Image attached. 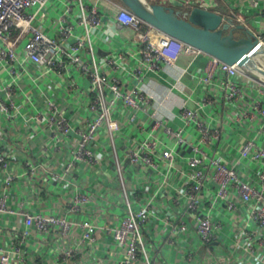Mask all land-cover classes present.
Instances as JSON below:
<instances>
[{
  "label": "built area",
  "instance_id": "built-area-1",
  "mask_svg": "<svg viewBox=\"0 0 264 264\" xmlns=\"http://www.w3.org/2000/svg\"><path fill=\"white\" fill-rule=\"evenodd\" d=\"M50 1L0 0V62L11 73V81L0 87V111L9 120L22 115L15 96L18 79L22 71H26V60L43 68L45 73L70 79L69 88L74 93L79 88L74 77L76 72L79 73L90 84L89 101L86 104L88 115L81 127H74L69 112L55 100H49L47 112H34L27 120L45 123L53 129L55 150L65 151L68 156L67 173L79 163H87L94 168L101 165L99 150L102 143L99 142V134L106 127L111 135L117 181L123 188L125 214L117 226L97 224L96 218L105 212L104 205L94 193L76 195L72 202L62 207L60 214L33 213L22 205L15 207L10 194L13 184L19 178L33 176L44 167L35 159L28 158L24 172L14 171L10 165V151L0 147V179L3 180L0 191V226L5 222L2 220L5 214L22 219V226L14 228L10 234L11 243L7 246L0 243V264H11L14 257L23 263L27 261L28 258L22 256L21 246L28 243L27 237L32 230L38 231L44 238H63V247L54 253V259H63L67 264H102L95 253L101 247V230L119 248L108 250V261L105 264H156L161 254L152 249L150 238L157 230L152 219L153 207L157 202V193L166 187L173 188L176 192L169 215L164 217L158 214V220L165 224L168 242L180 248L179 241L182 237L185 241V258L192 260L200 257L198 248L205 246L209 249L204 264H227L228 260L224 259L223 253H218L220 248L210 249L225 228L222 220L212 216L214 210L224 206L231 214L242 217L248 215L256 224L255 231L264 232V81L255 77L251 69L222 62L144 22L120 0H66L64 14L59 18L57 35L45 33L38 28L37 22L41 11ZM174 3L181 4L185 9H210L213 2L168 0L164 5L174 7ZM252 3L258 6L259 0H252ZM106 15L114 17L115 26L127 42V48L101 61L94 35L104 24ZM77 28H81L83 32L79 33ZM27 36L25 58L21 59L18 47ZM257 38L264 44L261 37ZM183 55L192 60L206 55L209 60L202 79L210 88L209 93L200 102L199 108L192 109L184 105L180 109V116L185 124L194 126L200 134V142L195 144L189 141L184 136L183 128L173 129L168 126L167 120H171V116L155 112L152 131L137 147H129L125 155L132 167H147L160 173L159 191L144 198L136 191L128 192L126 188L123 161L114 143L113 133L117 123L113 113L117 103H122L132 111L129 120L132 125L137 113L142 110L143 103L154 99L145 83L146 74L174 67ZM130 57L135 58L140 66L128 70L126 64ZM124 71H127V76L134 82L133 87L128 90L121 77ZM246 100L249 101L247 109L239 111V104ZM221 104L226 114L217 113ZM227 114L231 115L230 121L236 125L233 135L239 136V140L233 137L235 144L231 145L239 147V157L228 163L221 159L219 152L210 155L203 148L223 143L227 130L226 121L222 117H228ZM161 128L175 140L176 145L190 146L193 154L181 156L175 148L165 145L155 135ZM73 139L77 141L76 145L70 144ZM251 162H257L262 167L256 181L242 169ZM178 163H182L183 167L177 173L189 182L186 188H175L171 181V172ZM53 175L59 177L57 174ZM210 183L216 185L215 195L207 199L203 193ZM92 204H97L94 206L96 210H93V218H70L86 212ZM205 205L209 207L208 211L204 210ZM244 206L245 211L242 209ZM74 228H82L83 233L72 235ZM253 235L258 238L256 232ZM235 246H240L245 251V255L240 257V264H248L257 259L252 243L238 242ZM233 256L236 257V249L233 250ZM212 259H215V263H211Z\"/></svg>",
  "mask_w": 264,
  "mask_h": 264
},
{
  "label": "crops",
  "instance_id": "crops-1",
  "mask_svg": "<svg viewBox=\"0 0 264 264\" xmlns=\"http://www.w3.org/2000/svg\"><path fill=\"white\" fill-rule=\"evenodd\" d=\"M150 3H168V0H148ZM209 1V0H208ZM213 2L210 9L227 15L232 18V26H244V29L252 32L255 36L261 37L264 41V0H259V5L254 6L252 0H210ZM47 7L41 11L37 26L48 34L58 33L59 18L64 14L66 0H51ZM173 6L180 11L186 10L181 4L174 3ZM77 15L75 13L74 17ZM71 21H74L71 19ZM75 22V21H74ZM82 33L81 28H77ZM242 35V31H238ZM94 42L97 53L101 61L117 52L126 50L127 42L120 35L115 26L114 17L106 15L104 24L95 32ZM28 36L21 41L18 47V54L21 59L25 58V46ZM131 58V57H130ZM208 57L200 55L192 60L186 55L181 56L174 67L164 68L157 73L148 72L146 74L147 88L154 95V99L144 102L142 110L137 113L136 121L129 123L132 111L125 108L122 103H117L113 113L117 127L113 133L116 150L123 161L126 188L128 192H137L144 198L149 197L159 191L160 173L147 167H132L125 159L129 147H137L141 140L152 131L155 124L153 114L160 112L162 115L171 116L167 120V125L173 129H184V136L195 144L200 142V134L194 126L186 125L180 116V109L185 105L192 109L199 108L210 88L202 82L205 77L204 69L208 64ZM26 71L18 79L15 102L22 115L9 120L0 111V147L2 150L10 151V165L14 171L22 173L25 171L28 158L35 159L43 165L44 169L38 170L33 176L19 178L11 188V198L15 207L23 206L33 213H57L67 203L74 200L76 195L81 193H94L98 200L104 205V215L96 218L97 224L119 225L121 218L125 214V198L123 188L117 181V171L113 157V146L111 135L106 127L102 128L99 134V142L102 148L99 150L101 165L92 167L87 163H79L70 172H66L67 153L55 150L53 143V129L45 123L35 120L28 121L27 118L37 111H48L49 100H55L61 104L70 114V119L75 128L83 125L87 117L86 104L89 101V82L76 72L75 80L79 84L78 90L74 93L69 88V81L65 76L54 73H45L44 69L26 60L24 63ZM126 68L134 69L140 66L135 58L128 60ZM11 73L7 67L0 62V87L11 81ZM125 88L131 89L134 82L127 76V71L121 73ZM36 78L37 80H34ZM249 101L239 104V111L247 109ZM217 113L226 114L223 104L217 108ZM204 115V114H203ZM228 115V114H227ZM229 117V118H228ZM225 115L227 134L222 144L218 146H203L208 154L218 153L224 162H234L239 157V147H231L235 144L233 135L236 125L230 121L231 115ZM155 135L162 142L176 149L181 156H190L193 149L188 145H176L175 140L168 136L161 128ZM264 142V137H262ZM70 143V142H69ZM76 145L74 139L70 143ZM6 153V152H5ZM7 154V153H6ZM8 155V154H7ZM182 163L176 164L171 172V181L175 188H186L189 186L188 180L177 173ZM248 177L258 178L262 167L257 162H251L242 168ZM57 174L59 177L53 175ZM1 177V176H0ZM3 180L0 179V191ZM109 189V190H108ZM216 185L210 183L208 189L203 193L207 199L215 195ZM176 192L173 188L166 187L157 193V202L154 204L153 222L156 223L157 230L150 235L152 239V249L160 251V256L156 264H204V258L208 247L198 248L200 257L189 260L185 258V241L180 237V248L170 244L165 236V224L158 220L161 216L169 215V210L173 207ZM142 204V203H140ZM95 205H90L86 212L70 218L86 220L93 218ZM209 207L205 205L204 210ZM243 211L246 206L242 207ZM71 215V214H70ZM214 219L222 220L225 224L219 239L210 246V249L220 248L218 253H223L227 264H240V257L245 255V251L240 246H235L238 242L242 244H253L256 249L257 259L248 264L264 263V232L255 231L256 224L248 218V215H234L229 213L224 206H219L213 211ZM0 226V243L8 245L11 243L10 234L14 228L22 226V219L18 216L3 215ZM248 232L249 234H244ZM258 234L256 238L253 233ZM83 233L82 228H74L72 235L78 236ZM251 237V238H250ZM28 243L21 246L22 256L27 257L26 262H20L14 257L11 264H67L63 259H54L55 254L63 247L64 239L61 237L44 238L38 231L32 230L28 235ZM99 247L96 250L102 264L108 261V250L119 249L115 246L104 230L99 232ZM195 242V241H194ZM236 249V257L233 250ZM210 252V251H209ZM215 263V259L211 260Z\"/></svg>",
  "mask_w": 264,
  "mask_h": 264
},
{
  "label": "water",
  "instance_id": "water-1",
  "mask_svg": "<svg viewBox=\"0 0 264 264\" xmlns=\"http://www.w3.org/2000/svg\"><path fill=\"white\" fill-rule=\"evenodd\" d=\"M120 1L144 22L168 35L222 62L238 64L264 77V69L254 61L258 54H264V44L244 26H232V18L227 15L201 7L180 11L148 0Z\"/></svg>",
  "mask_w": 264,
  "mask_h": 264
},
{
  "label": "rangeland",
  "instance_id": "rangeland-1",
  "mask_svg": "<svg viewBox=\"0 0 264 264\" xmlns=\"http://www.w3.org/2000/svg\"><path fill=\"white\" fill-rule=\"evenodd\" d=\"M254 61H255L256 65H258V66H260V67H262L264 69V58L255 57ZM253 75L255 77H257L258 79H261V80L264 81V77L262 75L256 74L255 71L253 72Z\"/></svg>",
  "mask_w": 264,
  "mask_h": 264
},
{
  "label": "bare ground",
  "instance_id": "bare-ground-1",
  "mask_svg": "<svg viewBox=\"0 0 264 264\" xmlns=\"http://www.w3.org/2000/svg\"><path fill=\"white\" fill-rule=\"evenodd\" d=\"M256 57L264 58V54H258Z\"/></svg>",
  "mask_w": 264,
  "mask_h": 264
}]
</instances>
